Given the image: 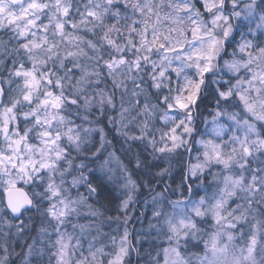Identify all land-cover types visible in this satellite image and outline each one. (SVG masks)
<instances>
[{
    "label": "snow or ice",
    "instance_id": "6c2138e0",
    "mask_svg": "<svg viewBox=\"0 0 264 264\" xmlns=\"http://www.w3.org/2000/svg\"><path fill=\"white\" fill-rule=\"evenodd\" d=\"M161 20L169 22L166 30ZM6 26L15 35L0 40V230L9 229L0 264H13L10 230L23 239L33 213L47 224L39 228V246L33 239L22 249L21 264H45L46 250L47 264L53 258L70 264L81 246L65 230L70 223L80 235L101 234L95 221L107 208L104 178L113 179L106 166L120 161L109 153L95 184L85 171L108 142L101 118L116 110L117 91L121 135L144 142L157 158H176L196 133L201 109L212 106L213 138L197 141L202 154L178 185L190 193L185 180L201 181L204 195L152 197L149 231L159 244L147 253L149 264H264V0H86L83 10L73 0H0V29ZM242 28L246 33L229 53ZM137 117L139 135H130ZM153 117L166 129H157L159 139L149 129ZM94 135L99 144L89 147ZM89 152L94 159L86 162ZM122 171L127 209L139 185ZM18 184L31 186V194ZM82 185L87 195H73ZM81 216L92 222L72 223ZM128 237L125 229L111 253L93 250L90 241L93 264H103L97 253L110 256L107 264H126Z\"/></svg>",
    "mask_w": 264,
    "mask_h": 264
},
{
    "label": "rangeland",
    "instance_id": "374dc122",
    "mask_svg": "<svg viewBox=\"0 0 264 264\" xmlns=\"http://www.w3.org/2000/svg\"><path fill=\"white\" fill-rule=\"evenodd\" d=\"M85 2H86V0H85ZM155 2L156 3H159L160 2V0H155ZM165 2H166V0H165ZM82 4H84V3H82ZM81 10H83V6L81 7ZM160 12H161V16H163V14L166 12V11H168V9H166V8H164V9H160L159 10ZM74 16H75V18L78 20L79 19V16L78 15H76L75 13L73 14ZM46 22V21H45ZM159 27L162 29V30H166L168 27H169V22H167V21H164V20H161V23H160V25H159ZM81 34H83V33H81ZM88 38L89 39H91L92 38V36H91V34H88ZM239 42V41H238ZM234 43H236V42H234ZM27 65H29L27 62L25 63V66H27ZM226 79V78H225ZM173 82H175L176 83V80H175V78H174V80H173ZM129 87H131V84H129ZM106 91H111V82L109 81L108 82V87H107V89H106ZM116 96H117V108H116V110H109L108 111V113H107V115H106V117H104V118H101L102 120H103V122L104 121H106V123H104L105 124V128L106 129H108L109 131H113L114 130V128L116 127V125H119L120 124V120H119V103H118V100H119V91H117V93H116ZM125 106L126 107H128V105L127 104H125ZM95 111V110H94ZM212 111V109L211 108H209V109H207V110H205L204 111V115L201 117V116H199V122L196 120L195 121V123L197 122V125H201L202 123H201V121H203V120H205V123L206 124H204V127L203 128H201V130L199 131V137H200V140L203 138V139H211V138H213V134H212V131H211V129H212V124H211V119L209 120V118H211V116L209 115V112H211ZM131 115L132 116H135L136 115V113L133 111L132 113H131ZM96 116L98 117L99 116V114H98V112L96 113ZM126 116H127V114H126ZM109 118H114V120H115V122L114 123H109L108 122V119ZM141 119H142V117H141ZM133 122V120L131 121V123ZM160 122V123H159ZM155 125H156V127H155ZM196 125V126H197ZM155 128V132H157V135H156V138L157 139H159V136H160V131H157V129H160L161 131H164V130H166L165 128H164V125H163V123H162V121H160V120H158V119H156L155 117H153L152 118V121L150 122V124H149V128L150 129H152V128ZM120 128V127H119ZM105 132H106V130H105ZM99 135H94L93 137H92V143L89 145V147H92L93 145H95V146H98V144H99ZM108 141V140H107ZM199 141V140H198ZM108 144H109V141L107 142V143H105V147H104V150H102V155L103 154H105V156L106 155H108V152H107V146H108ZM196 148H197V154H196V156H195V158H197V156H201V154H202V148H201V146L199 145V143H197L196 142ZM184 149V154H186L187 153V148H183ZM182 150V149H181ZM167 158V157H166ZM184 158V157H183ZM197 162V160L195 161L194 160V162L192 163V164H194V163H196ZM166 164H168V161L167 160H162L161 162H160V165H161V167H163V168H166ZM165 166V167H164ZM107 168H110V164L108 163V165L106 166ZM122 171V170H121ZM102 173V172H101ZM122 174H124L125 175V173L122 171L121 172ZM103 174V173H102ZM124 175H123V177H124ZM123 177H122V181H123V183L121 182L120 184H119V188H120V191H121V193H122V197H123V199H122V201L124 200V199H127V192H128V190L124 187V180H123ZM133 177V176H132ZM133 179L137 182V184H138V181H139V179L137 180V178H136V176H134L133 177ZM108 180V179H107ZM138 190H139V187H138V189L135 191V192H132L131 193V195H132V200L129 202V204H128V207H127V209H124L123 207H122V203H121V206H120V209H121V212H120V214H119V220H117V222L118 223H120V224H122V227L124 228V230L125 229H127L128 230V232H129V228L127 227V225L129 224V222H131L132 221V219H134V218H136V216H137V213H136V208H135V204H136V202H137V200H138V198H139V196H137V193H138ZM155 194H151L150 195V197L148 198V199H145L143 202H141L140 204H141V207H142V209H143V212H142V218H140V221H139V227H140V229L142 230V233H143V230H148L149 231V224H150V222H152V210H153V207H154V205H153V201H152V197L154 196ZM136 201V202H135ZM235 205L233 204L232 205V207H234ZM82 217V216H81ZM125 218H127V220H126V222H125ZM82 223L81 221H74V220H72V223ZM88 223H89V221H87ZM16 223V222H15ZM26 223L29 225V224H31L30 223V221H26ZM47 223V222H46ZM16 224H19L18 222L16 223ZM68 225L66 226V231L68 232ZM70 228H72V227H70ZM12 230H14L15 231V228H13ZM92 231H94L95 233V240L93 241L92 240V243H93V245H94V248H93V250H95V249H97V248H101V247H103V249H104V252L105 253H111V252H113L114 250H117V246H118V244H119V240H116V245H114L113 243H112V241H110L109 242V244L107 245V247H108V249H105L106 247H104V246H102V244L100 243V240H101V238H102V236H103V234L101 233V234H97L96 233V231H95V229H93ZM112 231H113V228H112ZM117 231H121L120 233H124V231H122L120 228H118V225H117ZM114 232V231H113ZM113 232H111V233H113ZM69 233V232H68ZM141 233V234H142ZM70 234H72L73 235V237H74V239H73V244H75V240L76 239H79L80 241H81V246L80 247H78V248H76L75 249V252L71 255V257H70V264H78V262L82 259V258H87V260H88V264H93V262H92V257L89 255V242L91 241L90 240V238H89V233H87V235H86V233H84L83 235H80L79 234V232H78V230L77 231H73V229H72V232L70 233ZM11 235H13V234H11ZM75 235H77V236H75ZM149 235H150V231H149ZM40 236V235H39ZM41 237V236H40ZM53 238H54V236H53ZM41 239H42V237L40 238V241H41ZM43 239H45L46 240V238H43ZM135 240L136 241H138V242H140V236H139V234H137L136 235V238H135ZM39 241V242H40ZM99 241V242H98ZM32 242V240H30L29 241V243H31ZM47 248H50L51 249V251L52 252H55V249L54 248H51V245L49 244V245H47ZM111 251V252H110ZM138 251H140V248H138ZM144 253H146V251L144 252ZM101 254H99V253H97V257H96V259H97V261H98V257L100 256ZM154 255V254H153ZM104 256H107V255H101V257L103 258ZM42 260L45 262V264H47V260H48V253H47V250H46V252H45V256L42 258ZM149 261H150V258L146 261V264H149ZM162 264H163V262H161ZM52 264H56V260H55V258H53L52 259ZM107 264V263H106Z\"/></svg>",
    "mask_w": 264,
    "mask_h": 264
},
{
    "label": "trees",
    "instance_id": "16d2710c",
    "mask_svg": "<svg viewBox=\"0 0 264 264\" xmlns=\"http://www.w3.org/2000/svg\"><path fill=\"white\" fill-rule=\"evenodd\" d=\"M154 91V90H152ZM126 107V106H125ZM73 120H75L76 118L73 117ZM142 122L141 117H137L135 120H133L132 123H129L128 125V131L129 134H136L139 135V131H138V124ZM77 123H80V121H77ZM106 121L103 122V127L105 128V124ZM120 124L116 125V127L114 128L115 131H117L118 133V139L120 140V142H116V141H109V144L107 146V152L109 153H114L116 157L119 158L120 164L117 165L115 160H109V164H110V168L112 169V173L111 175L113 176V179L111 181H107V178H104V181L106 183H109L110 186L112 187V189L114 190L115 194L117 197H119L122 201L123 197H122V193L120 191L119 188V184L122 181V177L124 174H122L121 170L122 168H126L127 172L131 173L132 169H137L139 170L138 167L130 165L128 163V159L130 158H134L135 162L137 163V161L139 160L141 162V159L146 158L147 160L149 159L150 162H152L154 165L158 166V172L162 169L161 165H160V158L159 154L157 153L155 156L153 155V151L152 148L150 146H146L144 142L142 141H132L130 139H126L123 135H121L120 133ZM150 129V128H149ZM155 135H157V132H155V128L153 127L152 129H150ZM121 143L123 145H126L125 150H121L118 146V144ZM88 160L87 161H91L94 158L91 156V153L89 152L88 154ZM109 159L108 155L105 156V154H103L101 156V158L98 160L96 159L95 163H91V169L87 172L88 176L90 177V179H97V177H103V174L98 170L99 165L101 163H103V160H107ZM142 165V162H141ZM169 165V166H167ZM165 166H167L166 168H168L170 170V175H165V177L163 178L162 176H158L157 174L150 176L151 179L157 181L156 183H153V186H158V189L156 188V192L159 191H164V186L163 184L166 185V188L168 190V188L172 187L171 189L173 190V187L175 189H177L178 185L181 184V179L184 176V172L186 169V164L184 165L183 161L180 160H173L171 159V161L169 162V164H166ZM164 166V167H165ZM143 166H141L142 168ZM144 168V167H143ZM157 172V173H158ZM132 175V174H131ZM134 177V175H132ZM138 181V185H139V190L137 193V196H142L143 195V190H141L142 187V179L141 177H136ZM174 178L176 180H174ZM162 180H164L165 182H163ZM175 182L176 185L172 184V182ZM162 185V187H161ZM155 188V187H154ZM154 188H151V190H153ZM185 189V187H184ZM183 189V190H184ZM91 203L95 204V200L92 199L90 201ZM108 206V205H107ZM96 207H99V205H96ZM112 206L109 205L106 210L105 209H101V211H104V217L100 218V225L102 226V228L104 229L103 232L104 233H108V231L111 230V227H107L108 225L112 224L113 226H116L117 224L115 223V221L113 220V218L117 217V215H119V213H115L112 209ZM136 213H137V217H139V210L140 207H136ZM109 217H111V219H108ZM103 221V222H101ZM137 228V226H136ZM9 239L11 238V236L8 237ZM10 260H14L15 264L17 263L18 258H14L13 256H10Z\"/></svg>",
    "mask_w": 264,
    "mask_h": 264
},
{
    "label": "bare ground",
    "instance_id": "6f19581e",
    "mask_svg": "<svg viewBox=\"0 0 264 264\" xmlns=\"http://www.w3.org/2000/svg\"><path fill=\"white\" fill-rule=\"evenodd\" d=\"M73 3L76 4V5H79L80 7L83 6L82 3H85V0H73ZM199 6V4L197 5ZM74 14V13H73ZM239 24V21H234V25H237ZM246 28H242V29H239L238 32L234 33V41L233 43L227 45V51L230 53L233 51V48L235 47V43L234 42H238L240 41L241 39V35L239 33H246ZM226 79L228 77H225ZM174 80V78H173ZM177 83V82H176ZM175 82H173V87H175L176 85ZM211 108L212 109V106L211 105H208L207 109ZM206 109V110H207ZM203 111V115H204V111L205 109H201ZM211 118H209L210 120ZM201 125L200 126H196V129L198 130L199 128H203L204 127V124L205 123V120L201 121ZM106 130V133H107V140H111V141H116V142H120V140L118 139V133L117 131L113 130V131H109L108 129H105ZM119 148L121 150H125L126 148V145H123L121 143L118 144ZM141 162H142V166L144 167H139V170L137 169H132L131 171V174L136 176V177H141L142 179V187H141V190H143V195L140 196L136 202V204L138 205V207H141V202H143L145 199H147V195H148V192L150 191L151 188H154L155 186H153L152 184L153 183H156L157 181L153 180L150 178V176H153L155 174H157L158 172V169L159 167L154 165L152 162L149 161V159L147 160L146 158H143L141 159ZM128 163L130 165H133V166H136V162H135V159L134 158H130L128 159ZM94 184L95 183H98V180L93 178L92 179ZM108 181V180H107ZM109 182V181H108ZM103 188L105 190V193L106 195L108 196V201H105V203L109 206L111 205L112 206V210L117 214L121 212V209H120V206H121V199L119 197L116 196L114 190L112 189V187L110 186L109 183H106L104 181V184H103ZM107 206V207H108ZM142 209V207H141ZM114 221H116V217L113 218ZM31 224L28 225V228H27V232H26V235L23 239H21L20 237H13L11 239L7 238L8 240V244H9V251L11 252V256H13L14 258H18L17 260V263L16 264H21L22 262V256H23V252H22V249L25 247L26 244L29 243L30 240H37V244L39 246L40 244V236H39V228L41 227V223L42 221L36 217H34L31 221H30ZM44 224L46 225L47 223L44 222ZM154 233H151V238H149L148 236H146L145 238H141V244L143 246H149V243L154 241V243L156 242L154 239ZM5 242V238L3 236L0 235V245H3ZM17 253H19L20 255L18 256ZM3 253L0 252V255H2ZM13 264H15V261L12 260ZM33 264H35V260L33 261Z\"/></svg>",
    "mask_w": 264,
    "mask_h": 264
},
{
    "label": "flooded vegetation",
    "instance_id": "af4514ba",
    "mask_svg": "<svg viewBox=\"0 0 264 264\" xmlns=\"http://www.w3.org/2000/svg\"><path fill=\"white\" fill-rule=\"evenodd\" d=\"M9 26H6L5 29H0V40L7 41L9 39V32H8ZM11 29V27H10Z\"/></svg>",
    "mask_w": 264,
    "mask_h": 264
},
{
    "label": "water",
    "instance_id": "95a60500",
    "mask_svg": "<svg viewBox=\"0 0 264 264\" xmlns=\"http://www.w3.org/2000/svg\"><path fill=\"white\" fill-rule=\"evenodd\" d=\"M26 191V190H25Z\"/></svg>",
    "mask_w": 264,
    "mask_h": 264
}]
</instances>
